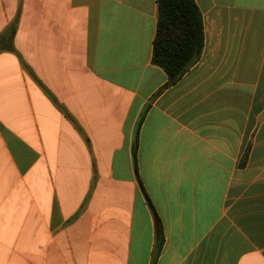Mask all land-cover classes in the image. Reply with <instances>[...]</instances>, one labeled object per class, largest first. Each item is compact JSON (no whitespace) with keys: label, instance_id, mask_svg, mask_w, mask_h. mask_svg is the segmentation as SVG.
<instances>
[{"label":"crops","instance_id":"0c3cea01","mask_svg":"<svg viewBox=\"0 0 264 264\" xmlns=\"http://www.w3.org/2000/svg\"><path fill=\"white\" fill-rule=\"evenodd\" d=\"M157 1L0 0V264H264V0L173 84Z\"/></svg>","mask_w":264,"mask_h":264},{"label":"trees","instance_id":"16d2710c","mask_svg":"<svg viewBox=\"0 0 264 264\" xmlns=\"http://www.w3.org/2000/svg\"><path fill=\"white\" fill-rule=\"evenodd\" d=\"M157 3L158 24L153 44V63L167 73L170 84H173L203 53L204 21L195 0H158ZM13 35L12 31L0 38V51L13 50ZM136 147L137 145L134 150L135 161ZM158 232L161 234L160 226Z\"/></svg>","mask_w":264,"mask_h":264}]
</instances>
